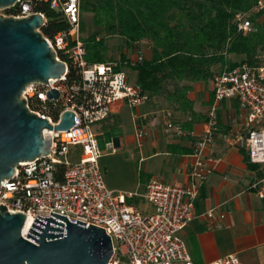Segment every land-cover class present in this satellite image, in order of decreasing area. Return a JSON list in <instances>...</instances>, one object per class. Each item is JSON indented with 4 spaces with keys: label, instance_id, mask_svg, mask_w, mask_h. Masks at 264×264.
<instances>
[{
    "label": "built area",
    "instance_id": "obj_1",
    "mask_svg": "<svg viewBox=\"0 0 264 264\" xmlns=\"http://www.w3.org/2000/svg\"><path fill=\"white\" fill-rule=\"evenodd\" d=\"M46 4L55 13L63 27L52 35L43 28L49 24L47 11L38 10ZM10 9L13 16L41 13L45 19L43 35L66 65L59 78L45 82H32L22 95L27 106L55 125L67 110L75 112V123L69 129H44L52 137L49 154L24 161L16 168L11 179L0 187V204L10 212H25L29 230L37 215L52 216L51 211L77 220L104 227L111 236L113 255L108 264H194L181 231L196 216L195 205L200 190L211 169L201 159L207 145L214 138L217 109L221 101L234 99L244 111L245 129L236 134V141L246 148L249 161L264 171V51L258 54L256 64L241 62L215 72L211 78L214 101L207 113L209 128L195 146L196 160L190 167L189 182L185 185L166 182L158 177L149 179L140 192H116L104 179L99 159L97 124L107 120L114 111V103L122 100L131 108L147 104L151 97L132 80L127 69L119 67L121 61L90 62L81 29L82 0H18ZM254 9L264 15V0H255ZM250 12L235 17L240 31L253 28ZM139 49L129 56L126 65L143 59ZM59 89V97H49L48 91ZM168 131L178 129L171 110L165 111ZM137 135L145 129L137 128ZM111 150L113 143H107ZM62 177L59 178V168ZM264 197V175L251 185ZM143 196L152 205L144 212L128 199ZM201 215L210 220L214 210ZM62 221V220H61ZM80 223V222H78ZM210 264H244L238 254L230 253Z\"/></svg>",
    "mask_w": 264,
    "mask_h": 264
},
{
    "label": "crops",
    "instance_id": "obj_2",
    "mask_svg": "<svg viewBox=\"0 0 264 264\" xmlns=\"http://www.w3.org/2000/svg\"><path fill=\"white\" fill-rule=\"evenodd\" d=\"M143 49L146 57H150L151 48L144 44ZM188 95L193 102L194 117L156 96L137 108L116 101L111 116L97 124L96 130H100L130 121L136 134L114 137L115 149L125 142H137L146 153L145 170L141 172L144 181L140 173L137 184L121 188L120 192L143 193L152 177L179 185L189 182L190 167L196 160L195 146L209 128L207 113L214 101L211 80L193 83ZM166 110L172 111L178 129L167 130ZM217 115L214 138L201 155L211 172L196 200V216L181 231V236L194 264H210L230 253L238 254L244 264H264V197L251 186L263 169L260 165L250 167L246 148L236 141V134L245 129L244 111L239 103L234 99L221 101ZM138 126L145 129L141 138L137 135ZM133 199L142 211L152 210L143 196ZM209 209L214 210L212 220L201 215Z\"/></svg>",
    "mask_w": 264,
    "mask_h": 264
},
{
    "label": "trees",
    "instance_id": "obj_3",
    "mask_svg": "<svg viewBox=\"0 0 264 264\" xmlns=\"http://www.w3.org/2000/svg\"><path fill=\"white\" fill-rule=\"evenodd\" d=\"M254 4L255 0H82L87 59L121 61L119 67L134 70L136 83L151 97H162L194 117L188 95L193 83L211 80L215 72L241 62L256 64L258 54L264 51V15ZM38 10L47 11L50 17L43 28L46 35L63 27L46 4H39ZM244 12H250L253 21L247 33L240 31L235 21L236 15ZM113 36L121 37L132 52L122 51L118 59L113 58L109 44ZM144 44L151 48L150 57L144 54ZM139 49L143 59L126 65ZM246 159L250 167H258L249 161L248 153ZM263 175L264 171L260 172L259 176ZM141 179L144 181L142 173ZM128 202L134 204L136 199Z\"/></svg>",
    "mask_w": 264,
    "mask_h": 264
},
{
    "label": "water",
    "instance_id": "obj_4",
    "mask_svg": "<svg viewBox=\"0 0 264 264\" xmlns=\"http://www.w3.org/2000/svg\"><path fill=\"white\" fill-rule=\"evenodd\" d=\"M18 0H0V9ZM41 13L26 16L0 14V187L11 179L21 162L50 153L52 137L44 129H69L75 112L67 110L59 123L39 116L22 95L32 82L59 78L66 71L41 28ZM59 97V89L49 90ZM37 215L28 235L23 234L25 212H10L0 204V264H108L113 255L111 236L104 227L58 212ZM80 222V223H78Z\"/></svg>",
    "mask_w": 264,
    "mask_h": 264
},
{
    "label": "rangeland",
    "instance_id": "obj_5",
    "mask_svg": "<svg viewBox=\"0 0 264 264\" xmlns=\"http://www.w3.org/2000/svg\"><path fill=\"white\" fill-rule=\"evenodd\" d=\"M0 14L9 15L7 9H0ZM109 44L112 48L111 54L115 59L120 57L122 51H126L129 54L132 52V48L125 47L123 39L119 36L111 37ZM127 71L131 75L132 80H136V72L130 68H127ZM261 126L264 127V121L261 122ZM135 134L136 129L128 120L115 127L97 130L98 145L102 153L99 162L103 170L104 179L108 187L111 189L115 188L114 190L117 192H120L121 188H127L138 183L140 173L145 170L146 161L144 159L146 153L138 146L137 142H125L114 150L109 149L107 143H114V137L118 135Z\"/></svg>",
    "mask_w": 264,
    "mask_h": 264
},
{
    "label": "bare ground",
    "instance_id": "obj_6",
    "mask_svg": "<svg viewBox=\"0 0 264 264\" xmlns=\"http://www.w3.org/2000/svg\"><path fill=\"white\" fill-rule=\"evenodd\" d=\"M29 225H30V223L28 222V223L26 224L25 229H24V233H25V234H28V232H29Z\"/></svg>",
    "mask_w": 264,
    "mask_h": 264
}]
</instances>
